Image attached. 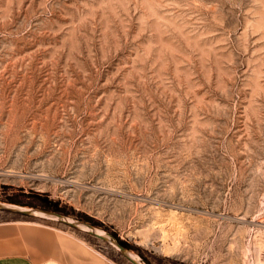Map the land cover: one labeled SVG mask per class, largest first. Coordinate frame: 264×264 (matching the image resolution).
Masks as SVG:
<instances>
[{
	"label": "rangeland",
	"instance_id": "rangeland-1",
	"mask_svg": "<svg viewBox=\"0 0 264 264\" xmlns=\"http://www.w3.org/2000/svg\"><path fill=\"white\" fill-rule=\"evenodd\" d=\"M0 203L264 264V0H0Z\"/></svg>",
	"mask_w": 264,
	"mask_h": 264
},
{
	"label": "crops",
	"instance_id": "crops-1",
	"mask_svg": "<svg viewBox=\"0 0 264 264\" xmlns=\"http://www.w3.org/2000/svg\"><path fill=\"white\" fill-rule=\"evenodd\" d=\"M0 212L1 263L118 264L86 237L52 221L7 210Z\"/></svg>",
	"mask_w": 264,
	"mask_h": 264
},
{
	"label": "water",
	"instance_id": "water-1",
	"mask_svg": "<svg viewBox=\"0 0 264 264\" xmlns=\"http://www.w3.org/2000/svg\"><path fill=\"white\" fill-rule=\"evenodd\" d=\"M0 210L12 211V212L20 213L26 216L41 218V219L48 220V221H57L61 224H65L72 228L78 229L82 232L88 233L102 241H105L110 246H112L115 250L120 252V254H122L130 263L143 264L142 262L139 261L138 257H136L129 250H127L126 248L118 244L110 235L90 225L71 220L57 213L47 212L43 210H35L32 208H27V207L15 205V204L0 203Z\"/></svg>",
	"mask_w": 264,
	"mask_h": 264
},
{
	"label": "trees",
	"instance_id": "trees-1",
	"mask_svg": "<svg viewBox=\"0 0 264 264\" xmlns=\"http://www.w3.org/2000/svg\"><path fill=\"white\" fill-rule=\"evenodd\" d=\"M123 245V244H122ZM124 247H126L125 245H123ZM127 248V247H126Z\"/></svg>",
	"mask_w": 264,
	"mask_h": 264
},
{
	"label": "built area",
	"instance_id": "built-area-1",
	"mask_svg": "<svg viewBox=\"0 0 264 264\" xmlns=\"http://www.w3.org/2000/svg\"><path fill=\"white\" fill-rule=\"evenodd\" d=\"M0 264H4V263H1V262H0Z\"/></svg>",
	"mask_w": 264,
	"mask_h": 264
}]
</instances>
